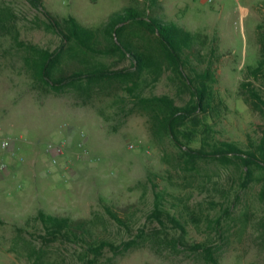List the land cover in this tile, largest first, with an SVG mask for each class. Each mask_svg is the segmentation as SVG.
Masks as SVG:
<instances>
[{
  "label": "rangeland",
  "instance_id": "374dc122",
  "mask_svg": "<svg viewBox=\"0 0 264 264\" xmlns=\"http://www.w3.org/2000/svg\"><path fill=\"white\" fill-rule=\"evenodd\" d=\"M42 1L54 16H74L88 28H101L111 14L131 7L199 35L203 59L194 65L213 75L211 106L201 122L211 125L215 140L244 151L259 145L264 104L250 92L264 101V67L253 73L264 58V0ZM0 21V141L8 142L0 149V163L7 166L0 173V264H31L33 248L46 252V264L92 260L79 239L44 241L40 210L91 221L96 238L119 248H106L97 264H264V179L256 173L248 180L237 162L188 160L158 135L138 103L140 97L165 95L178 106L191 100L170 70L158 81L143 76L135 93L123 81L56 93L35 80L26 59L29 46L56 52L61 36L46 28L44 15L26 0H0ZM77 52L111 70L130 67L118 55ZM83 66L64 58L58 73ZM183 142L200 148L201 135ZM59 146L65 153L53 163ZM157 203L170 215L162 222L152 215ZM199 244L213 250L216 262L204 248L193 249Z\"/></svg>",
  "mask_w": 264,
  "mask_h": 264
},
{
  "label": "trees",
  "instance_id": "16d2710c",
  "mask_svg": "<svg viewBox=\"0 0 264 264\" xmlns=\"http://www.w3.org/2000/svg\"><path fill=\"white\" fill-rule=\"evenodd\" d=\"M32 7L40 11L47 20L46 28L56 32L62 38V45L56 52L29 46L31 53L26 65L35 80L61 93L65 89L89 91L93 87L111 82L123 81L133 85L131 91L140 85L143 76H153L158 81L168 69L174 77L191 93V100L184 106L176 105L169 96L140 97L138 103L151 115V123L161 137L169 138L180 152L190 161L215 160L225 165L237 162L248 180H253L256 173L264 179V130L257 147L250 151L242 150L238 144L212 138L211 125L201 122V117L208 112L213 98L210 82L213 75L210 68L199 72L194 65L201 62L202 42L199 35L186 30L174 22H166L159 16L145 15L128 7L110 15L107 22L98 29L83 26L74 16L58 18L49 12L42 0H26ZM159 0H152L156 5ZM1 22V21H0ZM2 29H6L5 26ZM146 37L143 43L142 37ZM150 37L155 41H151ZM88 52L94 56H120L130 61L129 68L111 70L102 62H90L79 58L77 51ZM83 64L70 74L58 73L63 59ZM80 59V60H79ZM264 67V58L253 70L258 74ZM251 95L262 104V98L251 90ZM203 126L199 129V126ZM201 135L200 148H190L183 139L192 141ZM264 202V185L260 191ZM108 215L116 222H122L118 213L107 208ZM153 217L162 222V218L170 217L161 205L156 204ZM36 219L41 222L46 242L60 238L79 239L89 246L93 255L88 264H97L106 248L118 251L119 248L102 238H96L92 222L88 220H71L55 216L40 210ZM22 231V230H19ZM135 241L125 243V249L133 247ZM203 245L193 249L201 250ZM208 260L216 262L212 257L213 250L204 248ZM44 250L29 249L31 264H46Z\"/></svg>",
  "mask_w": 264,
  "mask_h": 264
},
{
  "label": "built area",
  "instance_id": "2783aa9c",
  "mask_svg": "<svg viewBox=\"0 0 264 264\" xmlns=\"http://www.w3.org/2000/svg\"><path fill=\"white\" fill-rule=\"evenodd\" d=\"M243 0H237V2H241ZM206 2L208 4H214L215 3V0H206ZM8 147V142L7 141H0V149H7ZM65 153L64 151V148L62 146H59L57 149H56V154L52 157V162L53 163H57V159L59 156L63 155ZM7 169V166L4 164V163H0V173H3L5 172Z\"/></svg>",
  "mask_w": 264,
  "mask_h": 264
}]
</instances>
